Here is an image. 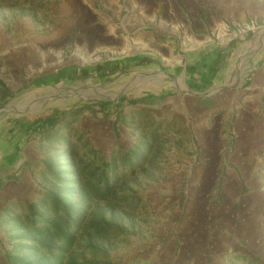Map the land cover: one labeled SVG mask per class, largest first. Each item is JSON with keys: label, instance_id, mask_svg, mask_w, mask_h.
<instances>
[{"label": "rangeland", "instance_id": "374dc122", "mask_svg": "<svg viewBox=\"0 0 264 264\" xmlns=\"http://www.w3.org/2000/svg\"><path fill=\"white\" fill-rule=\"evenodd\" d=\"M176 1L179 12L191 18L200 41L215 39L213 29L223 30V27L227 39L239 41L234 55L237 63L240 58L247 60L264 49V0ZM81 2L0 0V264H9L6 251L14 247L10 230L18 227L16 214L20 204L36 201L46 188L52 187L51 178L43 170L46 159L56 154L54 141L61 136L69 137L79 157L98 151L99 157L106 160L120 150L133 148L141 136L148 137L152 153L145 156L144 164L122 175L116 186V200L122 201L114 216L122 231L113 233L105 246L110 250L111 259L120 264H166V254L172 256L171 264H178V241L173 237L176 228L174 223L170 225L168 209L177 206L178 198L184 196L175 190L174 184L181 160L185 155L199 154L201 146L195 148L193 143L198 145L200 136H204L202 141L206 138L202 108L207 103L199 95L198 112L183 115V101L167 99L156 104L139 101L148 91L159 93L155 86L163 82H172L173 91L178 92V77L171 78L168 68L158 63L134 68L128 73L105 72L83 79H66L55 85H34L38 76L67 66L101 65L142 50L137 47L140 42L151 43L150 48L157 50L158 45L174 39L164 34L139 41L134 29L129 27L134 20L123 19L125 11L119 15L110 5L104 6L102 0H92L86 6ZM162 3L166 13L173 15L175 1L162 0ZM104 7L103 17L95 9ZM178 16L181 19L182 15ZM143 24L154 25L146 19ZM178 38L181 44L186 42L182 31ZM238 69L237 65L236 73ZM174 74L178 76V72ZM181 80L184 81L183 76ZM215 90H209L210 94ZM225 90L228 88L214 93L219 100L213 106L216 109L213 115L230 102L228 95L222 98ZM122 97L126 99L124 103L111 104L105 111L100 109L101 103L116 102ZM131 99L137 103L130 104ZM49 109L63 111L56 134L54 130H44L28 136L31 130L23 127L16 131L21 121ZM174 111H178L177 116L173 115ZM189 120L195 130L193 136L188 132ZM3 137H11L12 142H4ZM235 140L234 135L233 144ZM19 142L24 146L12 159L20 156L22 161L16 166L2 164L5 155H12ZM203 156L215 159L214 154ZM221 168L220 178L207 180L203 186L206 190L213 188L212 191L206 196H193L197 206H216L215 214L223 216L230 214V206H245L240 214L248 213L258 192L255 196L246 188L240 192L236 189V180L226 176L227 165ZM261 208L264 219V205ZM217 219L210 222L209 235L228 229V226L220 228ZM245 230L250 233L245 235ZM226 237L231 245L224 252L225 260L229 256L225 264H264V224L253 228L241 222L238 227L232 224ZM212 247L215 249L216 245Z\"/></svg>", "mask_w": 264, "mask_h": 264}, {"label": "crops", "instance_id": "0c3cea01", "mask_svg": "<svg viewBox=\"0 0 264 264\" xmlns=\"http://www.w3.org/2000/svg\"><path fill=\"white\" fill-rule=\"evenodd\" d=\"M102 1L105 2L104 6L110 5L111 9L117 10L119 15L125 11L123 19L128 17L134 20L129 27L134 29L139 41L145 38L150 40L151 35L168 34L170 38H174L158 45L157 50L150 48L151 43L140 42L141 45L137 47L142 50L117 58L122 60L140 56L142 60L146 58V62L141 59L137 62L142 67L154 66L158 63L161 67L168 68V75L171 78L178 77V92L173 91L172 82L168 84L163 82L155 86L160 91L159 93L155 90L148 91L139 101L145 104H156L167 99L183 101L182 114L184 115V113L190 114L193 111L197 113L196 106L200 99L198 96H204L203 101L207 103L202 108L206 138L202 141L201 137L204 138V136H200L197 139L198 145L193 143L195 148L201 146L199 154L185 155L181 160L180 170L175 176L174 184L175 190L184 193L185 197L178 198V205L168 209L171 213L168 220H171L170 225L174 223L176 228L174 232L176 236L173 237L178 241V264H225L229 256L225 260L224 252L231 245L226 235L231 225L236 224L238 227L241 222L244 226L250 225L253 228L256 225L262 227L264 224L261 214V206L264 205V49L257 54L254 53L247 60L242 61L240 58L237 63L238 60H235L234 55L239 47L236 43L238 44L239 41L227 39L225 27L223 30L213 29L212 36L215 39L208 38V40L200 41L196 36L197 32L193 30L191 18L179 12L176 0H174L176 5L172 8L174 11L171 12L173 14L171 16L166 13L162 0ZM81 4L91 5L92 0H82ZM104 10L106 7L95 9L96 13L103 17L105 15L102 11ZM178 15H182L181 19ZM145 19L152 21L154 25H144L143 20ZM126 28L123 25L125 31ZM144 29L147 30L144 31ZM180 31L186 35L184 44H181L178 38ZM237 65L239 69L236 73ZM56 72L41 76L54 75ZM176 72L178 76H175ZM116 74H120V71H116ZM181 76L184 77V81L181 80ZM64 80L66 79L62 81ZM49 85L55 84L45 86ZM212 88L217 90L210 94L209 90ZM225 88L228 90H225L222 98L223 95H228L230 102L226 104L225 109L213 115L216 111L213 106L219 100V96H214V93ZM170 112L167 111L166 114ZM173 115L177 116L178 111H174ZM193 118L192 116V120ZM192 120L186 124L189 127L188 132L190 131L193 136L195 130L189 124ZM234 135L236 140L233 144ZM2 140L12 142L11 137H3ZM204 153L214 154L215 159L210 160L203 156ZM13 155L14 152L12 155H5L2 164L16 166L22 161L20 156L18 159H12ZM224 165H227L228 179L236 180L237 190L242 192L246 188L249 194L254 196L257 192L259 194L246 214H240L245 206H230V214L223 216L221 213L215 214L216 206L200 207L195 202L194 197L197 195L206 196V193L209 194L212 191L213 188L206 190L203 186L207 180L220 178L219 171ZM0 176H2L1 172ZM223 178L227 179L225 175ZM216 217L218 218L217 225L220 228L228 226V229H221L209 235L208 227L212 225L210 222L216 220ZM249 233L246 231L245 235ZM212 245H216L215 249ZM165 256H167L166 264H171L172 256L168 257L167 254Z\"/></svg>", "mask_w": 264, "mask_h": 264}, {"label": "trees", "instance_id": "16d2710c", "mask_svg": "<svg viewBox=\"0 0 264 264\" xmlns=\"http://www.w3.org/2000/svg\"><path fill=\"white\" fill-rule=\"evenodd\" d=\"M140 59L134 56L96 66H67L54 75L37 77L34 85L56 84L63 79H83L118 70L128 73L142 67L137 64ZM125 101L122 97L116 102H103L100 109L105 111L107 106ZM128 102L135 104L137 100ZM62 116L63 111L59 109L45 110L21 121L16 131L23 127L31 130L28 136L44 130H54L56 134L55 128ZM147 141L148 137L141 136L133 148L120 150L106 160L99 157L98 151L79 157L68 136L57 138L56 154L46 159L43 170L51 178L52 187L46 188L36 201L20 204L16 214L18 227L10 230L14 247L6 251L9 264H120L111 259L110 250L105 246L113 233L122 231L114 216L122 201L116 200V186L122 175L144 164L145 156L152 153L153 147ZM153 141H157L155 136ZM23 146L17 143L14 154Z\"/></svg>", "mask_w": 264, "mask_h": 264}]
</instances>
